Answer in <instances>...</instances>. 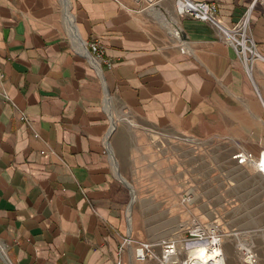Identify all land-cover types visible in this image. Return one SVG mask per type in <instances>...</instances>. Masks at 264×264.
<instances>
[{
  "label": "crops",
  "instance_id": "obj_1",
  "mask_svg": "<svg viewBox=\"0 0 264 264\" xmlns=\"http://www.w3.org/2000/svg\"><path fill=\"white\" fill-rule=\"evenodd\" d=\"M124 1L134 11L112 0H0V264H137L123 239L157 241L155 218L172 201L140 193L129 225L133 137L145 127L217 141L264 181L262 165L232 157L264 149V1L249 10L261 58L249 77L215 28L177 16L173 0ZM192 1L215 4L228 25L252 0ZM253 197L246 215L262 217L264 184ZM245 232L263 240L264 224Z\"/></svg>",
  "mask_w": 264,
  "mask_h": 264
},
{
  "label": "rangeland",
  "instance_id": "obj_2",
  "mask_svg": "<svg viewBox=\"0 0 264 264\" xmlns=\"http://www.w3.org/2000/svg\"><path fill=\"white\" fill-rule=\"evenodd\" d=\"M149 130L150 128L145 127L139 131V138L133 137L138 148L134 153L138 158V167L133 169L131 184L127 182V186L132 197L134 190L136 203L141 202L140 197H136L140 193L153 197L171 196L166 216L155 218L158 220V239L165 236L181 239L183 230L189 227L192 219H197L200 223L214 221L225 234L223 251L227 264H244L247 258L242 254L243 249L257 254L258 264H264V246L261 245L264 239L254 240L245 232L264 224V215H246V207L255 198L253 196L256 189L264 184L262 178L250 177L243 168L229 163L222 153L223 145L217 141H203L173 132ZM139 144L145 147L140 148ZM110 151L113 154L112 147ZM150 177L152 182L155 181L153 185L148 184ZM235 196L240 198L236 206L228 200ZM185 197L187 199L181 202V198ZM133 203L131 200L130 214ZM145 204H154L157 212L163 208L158 200H146ZM129 223L131 226V217ZM129 237L133 241L129 245L133 250L136 242H150ZM180 245L182 247L181 243ZM143 264H154V260Z\"/></svg>",
  "mask_w": 264,
  "mask_h": 264
},
{
  "label": "built area",
  "instance_id": "obj_3",
  "mask_svg": "<svg viewBox=\"0 0 264 264\" xmlns=\"http://www.w3.org/2000/svg\"><path fill=\"white\" fill-rule=\"evenodd\" d=\"M112 1L121 9L134 11L128 8L124 0ZM128 1H138L145 5L144 8H150L158 5L162 0ZM256 1L261 2L264 0H252L243 15L236 22L228 25H224L216 19V6L213 3L192 0H173V6L177 16H190L195 20L206 22L214 27L219 38L233 50L236 58L242 65L244 73L249 77L253 63L261 59L257 53L255 42L249 32V10ZM175 36L178 37L177 31H175ZM101 52L102 49L98 44H91V53L95 55L94 57H99ZM3 77V74H0V79ZM12 106L14 107V104ZM20 114L21 120H25L26 116L24 113L21 112ZM232 157L236 158L240 164L262 165L264 169V149L259 151L257 157L242 152H237ZM186 199L187 197L181 198V202H184ZM183 234L181 239L178 240L167 236L159 238L156 242H136L132 254L134 260L140 264L148 260H154V264H191L188 258L187 244L198 242L205 243L207 251L214 255V261L219 259L218 262H213L212 259L208 260L209 263L226 264L222 260L223 237L225 234L214 221L200 223L197 219H192L189 227L183 230ZM132 242V239L126 236L123 239L120 251H122L124 246H129ZM179 243L182 244V247ZM180 253L182 254L180 255ZM243 253H245L244 249ZM246 257H248V260L244 264H258L254 252L251 251ZM223 259H225L224 255ZM115 264H123V262L118 260Z\"/></svg>",
  "mask_w": 264,
  "mask_h": 264
},
{
  "label": "bare ground",
  "instance_id": "obj_4",
  "mask_svg": "<svg viewBox=\"0 0 264 264\" xmlns=\"http://www.w3.org/2000/svg\"><path fill=\"white\" fill-rule=\"evenodd\" d=\"M116 162V161H115ZM117 164V163H116ZM259 167H260V165H258ZM256 167V166H255ZM117 168V167H116ZM115 168V169H116ZM263 168V167H262ZM261 168V169H262ZM118 170V169H117ZM264 170V169H263ZM128 183H126V185H127ZM129 187V186H128ZM132 190H133V188H132ZM134 200H135V193H134V190H133V197H132V203L134 202ZM130 217H131V214H130V208H129V212H128V219L130 220ZM130 224V223H129ZM193 243H196V244H194V245H192L191 247H190V251L188 252V258H189V262L191 263V264H215V263H213V262H218L219 261V259H217L216 261H214V255L211 253V252H208L207 251V248H206V245H205V243H198V242H193ZM180 244V243H179ZM222 249H223V246H222ZM189 250V249H188ZM187 250V251H188ZM222 252H223V255H224V251L222 250ZM251 252V250H247L244 254L245 255H248L249 253ZM222 254V253H221ZM223 255H222V260L224 261V262H226V264H227V261H226V257H225V255H224V257H225V259H223ZM256 257H257V254H256ZM247 259L246 260H248V257H246ZM213 260V262L212 263H209V261L208 260Z\"/></svg>",
  "mask_w": 264,
  "mask_h": 264
}]
</instances>
